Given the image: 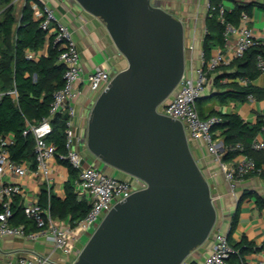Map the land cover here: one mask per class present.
I'll return each mask as SVG.
<instances>
[{
    "label": "water",
    "instance_id": "1",
    "mask_svg": "<svg viewBox=\"0 0 264 264\" xmlns=\"http://www.w3.org/2000/svg\"><path fill=\"white\" fill-rule=\"evenodd\" d=\"M71 1L102 21L127 63L90 108L86 148L101 170L146 186L111 207L70 264H181L217 219L183 123L157 111L185 71L184 24L158 0Z\"/></svg>",
    "mask_w": 264,
    "mask_h": 264
},
{
    "label": "built area",
    "instance_id": "2",
    "mask_svg": "<svg viewBox=\"0 0 264 264\" xmlns=\"http://www.w3.org/2000/svg\"><path fill=\"white\" fill-rule=\"evenodd\" d=\"M29 6L32 16L38 21L39 27L45 31L49 43L58 49L57 62L62 64L63 84L52 95L49 107V115L42 118L38 124L27 123L23 133L30 132L34 137V166L31 168L25 162H18L10 157V146L14 143L13 136L9 133L0 135V239L3 236H18L26 238H37L39 236L51 241L55 248L64 254L73 249L75 241L83 234L93 230L92 225L99 223L105 214L117 202L125 200L132 192L142 189L146 183L139 178L133 180L122 179L114 174L103 172L99 167L89 164L84 166V158L80 148L76 147L80 137L74 130V118L76 115L74 102L80 95L81 90L75 87L81 78L80 53L75 39L69 27L58 20L54 9L37 0H30ZM209 7V4H208ZM207 7V8H208ZM216 9V7H212ZM219 17H222L224 8H217ZM249 16L242 12L238 25L227 23L224 36L227 40L226 51L218 50L208 58L204 52L200 53L202 65L199 67L185 68V71L177 86L165 100L157 107V111L173 119L180 120L187 133L188 139L202 140L207 150L219 161L221 170L231 189L249 174L260 175L264 171L262 165H257L255 160L247 155L237 161H222V140L214 138L211 127L219 122L221 118L217 115L201 118L199 116L196 101L202 96L209 76L212 71L220 65H227L233 59L241 57L251 46L264 42L257 38L252 29L248 26ZM229 37H233L229 40ZM194 49V42L184 41V52ZM38 54V55H37ZM28 52L27 58L41 56ZM256 67L264 72V57L258 56ZM109 70L104 67H96L88 74L87 81L90 89L98 94L108 85L111 79ZM246 83V80H242ZM16 97L15 90L10 91ZM253 98L249 96L248 99ZM56 113L66 115L64 139L65 152L60 155L74 168L76 177L74 179V190L79 200L85 199L89 204L88 211L83 217L73 224L61 225L57 223L48 210L41 208L37 201H30L24 205V213L32 218L36 230H27L23 224H12L10 218L13 215L11 203L14 197L21 193V186L13 180L14 177H23L30 173L34 177L42 178L48 182L52 170L50 160L57 159L56 146L54 142L46 139L51 131L50 117ZM261 130L252 140L251 148L257 151H264V117H262ZM75 145V146H74ZM222 147V150H221ZM235 147H239L238 144ZM235 252L234 247L227 240L226 235L216 233L210 254L202 261L189 263L184 260L181 264H230L228 261L231 254ZM79 253V251H78ZM49 255H23L19 256L15 264H49ZM239 264H245L240 262ZM255 264H264V256Z\"/></svg>",
    "mask_w": 264,
    "mask_h": 264
},
{
    "label": "crops",
    "instance_id": "3",
    "mask_svg": "<svg viewBox=\"0 0 264 264\" xmlns=\"http://www.w3.org/2000/svg\"><path fill=\"white\" fill-rule=\"evenodd\" d=\"M11 1L14 5L15 17L19 22L22 7L27 0ZM37 1L40 4L46 3L50 5L54 9L58 20L69 27L80 53L81 78L75 83V87L80 89L81 93L74 102L76 110L74 122L77 124L76 134L80 136L81 127L87 124L89 115V113L85 115L86 106L93 101V91L87 81L88 74L98 66L106 68L112 74L113 71L126 67L127 63L115 48L105 25L98 17L81 9L71 0ZM161 1L167 4L169 12L183 22L184 41L186 43L194 42V49L192 51L187 50L185 53V68L201 66L200 53L203 51L206 14L210 0ZM236 1L238 0H220V4L225 10H230L234 8ZM248 16V26L257 38L263 39L264 12L260 8L254 7ZM232 38L229 37L228 41L230 42ZM226 42L227 40L225 39V44L222 47L214 45L210 56L218 50L226 51ZM48 45L49 40L46 38L42 48L37 52L41 53V55H46ZM28 52L32 51L26 50V54ZM37 55L35 58L39 57ZM219 74L220 72L217 70L210 73L209 81L200 98L208 99L205 105L206 108L214 109L222 114L236 112L243 120L249 123L256 122L258 117H264V98L256 99L253 97L245 101H230L228 103H219L215 98H212L218 89L213 84V78ZM224 82H226V78L220 79V83ZM252 83L257 87L264 88V72H261ZM208 109L206 110L208 111ZM206 115H208V112H206ZM217 139L222 140L221 137H217ZM189 141L197 163L209 181L213 201L217 208V219L208 239L187 257V262H200L209 255L215 234L219 232L226 235V237L230 234L229 243L233 246L242 243L241 249H243V252L240 258L246 264H255L264 256V173L262 175L249 174L239 181L234 189H231L220 168L219 161L207 150L204 142L195 139H189ZM80 149L82 150L83 147L80 146ZM244 155L246 154L239 153L231 161L240 160ZM88 161L93 165L98 164L97 162L93 163L91 160ZM260 161L264 167L263 153ZM25 163L29 167H33L30 166L29 162ZM49 163L52 173L48 182L40 177H34L30 173L23 177L13 178L21 186V193L16 197L20 198L23 205L28 204L30 201H37L43 186L50 189L57 197H64V183L68 178V170L64 165L58 163L56 158L50 160ZM108 172L119 178L127 179V175L112 168H109ZM258 199L262 200L261 206L258 204ZM235 212L238 214L237 222L234 229L230 232ZM52 218L61 225L70 224L69 219H61L53 215ZM86 237V233L83 234L79 240L75 241L71 252L64 254L55 248L51 241L41 236L37 238L3 236L0 239V264H15L16 259L23 255H49V264H70L75 260L78 251L81 250L83 239ZM243 241L245 242L243 243Z\"/></svg>",
    "mask_w": 264,
    "mask_h": 264
},
{
    "label": "trees",
    "instance_id": "4",
    "mask_svg": "<svg viewBox=\"0 0 264 264\" xmlns=\"http://www.w3.org/2000/svg\"><path fill=\"white\" fill-rule=\"evenodd\" d=\"M213 6L216 9H212ZM219 6H221L220 0L209 1L202 45L205 58L210 56L214 45L224 46V30L227 23L238 25L240 14L242 12L251 14L254 7L264 12V0H238L234 8L224 9L222 17L218 15ZM14 11L11 0H0V135L9 133L13 136L14 143L9 148L11 159L18 162H29L30 166H34V137L30 132L24 134L23 130L27 123L38 124L42 118L49 115L52 95L63 84L64 67L57 62L59 51L51 43L47 47L46 55L38 58L26 57V50L35 53L42 48L46 41L45 31L33 18L29 0L22 7L18 23ZM259 55L264 57V42L251 46L241 57L215 69L214 71L217 70L220 74L213 78V84L218 89L212 98L219 103L245 101L249 96L256 99L264 98V88L252 83L261 73L256 67ZM223 78H226V82L220 83V79ZM243 79L246 83L242 82ZM11 90L16 91V97L10 93ZM207 100L197 99L196 107L201 118L211 115L221 118L211 127L213 137L222 138L221 160L228 162L235 155L243 153L253 158L257 165H261L260 159L264 151L253 150L251 143L261 130L262 118L258 117L256 122L249 123L236 112L222 114L214 109L206 108ZM65 119L66 115L61 113L51 116V131L46 137L56 146L58 163L68 170V178L64 183V197H57L50 189L43 186L37 202L51 215L69 219L70 224H73L84 216L89 209V204L85 199L77 198L74 190L76 172L67 160L60 158V155L65 152ZM236 144L239 147H235ZM263 173L264 171L261 175ZM258 204L261 206L262 200L258 199ZM11 208L13 215L10 222L12 224H23L27 230H36L34 220L25 215L24 205L19 197H14ZM237 215L235 212L230 232L236 225ZM229 239L230 234L227 236L228 241ZM241 244L235 246L231 244L235 252L228 259L230 264L243 262L240 258L243 252Z\"/></svg>",
    "mask_w": 264,
    "mask_h": 264
},
{
    "label": "rangeland",
    "instance_id": "5",
    "mask_svg": "<svg viewBox=\"0 0 264 264\" xmlns=\"http://www.w3.org/2000/svg\"><path fill=\"white\" fill-rule=\"evenodd\" d=\"M165 8H168L167 7V4L166 3H164L163 1H161V0H158ZM17 22H18V20H17ZM16 27V24L14 25V28ZM110 75H111V73H110ZM97 95H98V92H93V97H92V99H93V101L88 105V106H86V114L85 115H88V113H89V110H90V108H91V106H92V104H93V102H94V100H95V98L97 97ZM73 127H74V130L76 131V127H77V124L74 122V125H73ZM85 129H86V124L85 125H83L82 127H81V130H80V139H79V142L76 144V147H78V149L80 148V146L81 147H83V149L82 150H79L80 151V153H81V155L83 156V158L84 157H86L85 159H84V161H83V165L86 167V166H89V164H90V162L88 161V160H91L93 163H98V160L88 151V149L86 148V144H85V141H86V139H85V136H84V134H85ZM75 146V145H74ZM109 168L110 167H105L102 171L103 172H106V173H109L108 172V170H109ZM127 179H129V180H133V177H131V176H129V175H127ZM97 224L98 223H94L93 225H92V227H93V229L97 226ZM90 235V232H87L86 233V239L88 238V236Z\"/></svg>",
    "mask_w": 264,
    "mask_h": 264
}]
</instances>
